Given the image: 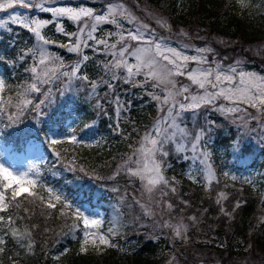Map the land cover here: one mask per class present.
<instances>
[{
    "label": "snow or ice",
    "instance_id": "6c2138e0",
    "mask_svg": "<svg viewBox=\"0 0 264 264\" xmlns=\"http://www.w3.org/2000/svg\"><path fill=\"white\" fill-rule=\"evenodd\" d=\"M236 3L241 9L250 6L249 0H236ZM16 7L39 9L41 12L51 13L53 18L66 17L77 22L78 31L76 33H67L60 24L56 26L57 32L69 37L68 43L58 46L65 48L69 53H75L77 60L66 64L59 54L50 51L49 46L55 41L47 38L42 31L46 25L51 23L50 20L18 13L15 11ZM7 10L12 11L6 19L0 18V29L6 28L9 22L20 25L32 34L35 44L32 47H26V50H19L11 60L0 56V64L15 66L17 61L27 63L26 57L29 55L32 61L24 68L27 79L16 86L17 91L14 96H5V93L11 89L6 79L0 76V114L8 112V119L13 123L19 122V118L29 110L35 113L36 117H41L45 115L44 107L53 103L51 97L55 82L61 83L62 87L57 91L63 95L66 88L71 87L73 80H79L86 83L90 97L97 96L99 86H105L107 89L105 97H112L108 103L115 106V111L119 115L121 111H127L131 101H124L116 94L118 81H123L133 87L144 89L151 87L153 91L146 92V94L156 102L159 115L152 122L151 127L140 136L137 146L130 145L131 153L127 154L126 158H122L121 163L117 164L116 170L107 179L115 180L118 176L124 175L128 177L129 183L139 180L142 194L146 195L149 200V203L136 201L143 209L144 215H157L152 207L154 204L160 210L159 214L162 219L165 214L169 217L163 219L162 223L156 222V226L169 229L172 238L187 242L189 227L199 223V220L195 215L188 216L187 221L191 222L189 224L185 222L184 216L173 217L171 215L176 208L171 196H178L177 184L179 182L175 177L168 178L165 175L166 169L170 167L167 160L171 152L180 155L190 150L193 158L203 166L199 171L208 181L203 185L208 189L214 177L208 145L212 142L211 132L215 121L205 117L204 125L197 127L194 124L190 129L184 123L186 115L190 113L194 121H198L201 110L208 107L226 117L243 113V115H236L232 121L233 123L240 122L237 125L238 132L242 129L243 133L233 140L231 144L233 150L236 152L250 150L253 133L257 134L260 142L264 144V75L243 70L241 61H234L233 64L227 66L219 61L210 62L206 54L213 52V49L208 46L195 48L197 54L191 56L178 48L169 46L165 38L154 35V30L148 24L140 23L124 3L109 2L105 5V10L98 13L90 7H45L43 3H34V0H0V12ZM119 18L129 23H136L138 26L134 30L124 29ZM103 23L115 25L118 31L109 32L105 37L96 39L93 34ZM157 23L171 30L163 19L157 20ZM180 34L187 35L183 29ZM85 36L87 39L84 38ZM110 37H115L114 42L110 41ZM89 40L94 41L95 46H102L95 47V51L105 52L111 56L110 60L102 64L104 75L98 80H90L89 76L82 71L90 59L83 49L94 47L93 44L88 43ZM130 42H135V44ZM128 57L134 58L135 62H129ZM191 63H195L196 67H190ZM105 76L108 78L105 79ZM138 76H143V80H137ZM177 77H186L190 83L182 84L176 79ZM32 94H39L35 102L31 98ZM220 100L225 103H218ZM13 108L15 111H8ZM93 108L98 110V114L107 115L101 98L97 97ZM249 109L255 110V115ZM249 121H255L257 126L250 127ZM91 127L92 124H84L86 129ZM118 128L117 124L116 130ZM63 139L72 144L84 143L75 134H69ZM58 143L60 140L50 139V147ZM53 154L57 157L58 163L62 161L63 158L58 152ZM183 158L187 160L189 157L184 155ZM65 170L76 172L77 166L74 162L66 163ZM79 171L86 176L90 175L84 167H80ZM53 175L57 173L54 172ZM187 175L194 183L201 182L199 172L190 171ZM224 175L228 176V173ZM92 178L103 179L96 175ZM232 179L237 178L233 176ZM244 183L253 184V181L245 179ZM227 187L225 185V188ZM111 190L118 192L119 188L113 187ZM228 196L226 191L218 192L215 203L220 206V213L231 220L234 218L233 213L246 201L237 199L232 210L228 211L224 206V201L228 199ZM120 199L122 201L124 198ZM25 203L32 205L33 209L24 207ZM180 203L189 206L187 200H181ZM37 204L41 206V215H45L46 210L55 209L59 205L60 214L57 218H64L65 221L70 219L71 223L66 222L63 225L67 231L56 232L55 235L75 237V233L79 231L82 234L78 238L80 253H86L89 247L97 251L117 247L113 242L118 234L117 227L113 225L106 232H102L100 229L103 220L98 215L86 214L61 190L45 184L36 164H30L26 170L18 171L0 163V254L6 251L9 237L21 249L25 251L32 249L35 244L32 238L33 230L39 225H26L21 229L17 227L16 222L17 220H31L35 215L34 207ZM183 211L184 209L181 208L180 212ZM204 211L207 212V209ZM50 215V212L45 215V220ZM260 221L264 223V216L260 217ZM51 231L53 230L47 226L43 229L44 233ZM248 247H251V244ZM67 251L68 249H65L60 255H64ZM53 259L58 260L59 256H54ZM172 259L175 260V256ZM0 264L3 262L0 261ZM13 264L16 262L13 261ZM169 264L172 262L170 261Z\"/></svg>",
    "mask_w": 264,
    "mask_h": 264
},
{
    "label": "trees",
    "instance_id": "16d2710c",
    "mask_svg": "<svg viewBox=\"0 0 264 264\" xmlns=\"http://www.w3.org/2000/svg\"><path fill=\"white\" fill-rule=\"evenodd\" d=\"M151 3L164 13L167 21L171 24L172 34L183 37L178 31L180 27L185 29L199 30L203 36L210 37L211 34L231 39L239 40L244 43L259 42L264 39V0H249V7L241 9L236 0H141ZM37 16L46 14L37 11ZM40 13V14H39ZM65 21V20H64ZM109 23H105L104 29ZM9 27L0 29V56H5L9 60L18 54V51L25 49L32 44L31 33L14 24H8ZM19 26V25H18ZM63 29L70 33L73 28L68 21L63 23ZM160 31L171 33L166 27H160ZM102 32V30H100ZM44 34L47 38L57 43H65L68 36L57 32L52 25L44 28ZM187 34H193L187 30ZM52 49L63 59H74V53H69L63 48L52 45ZM89 57L86 67L82 69L89 76L90 80H98L104 75L102 64L104 60L101 54L93 48H84L83 50ZM27 63L16 62L15 66L11 64H0V72L6 79L11 91L6 92L5 96L15 95L16 86L27 79L24 68L31 63L30 55L26 57ZM255 69L264 73V65L258 66L251 62ZM108 77L105 76V79ZM58 82L53 86V94L57 98L47 110H43L45 115L41 116L38 121V140H40L45 151V160L41 163L42 180L48 183L62 187L67 192L79 195V199L89 203V205L97 204L105 209L104 219L107 222L112 212L105 203L111 202V199L118 192H133L135 190L134 183L128 182L127 176H118L115 180H109L116 170L117 164L121 163L122 158H126L130 154L133 146L137 145V141L141 135V131L152 122L158 110L153 100L139 87H133L125 84L123 81L117 82L116 94L122 100L131 101L127 111H121L119 115L113 112L111 104L108 103L112 97H105L106 87L101 85L100 90L101 102L107 115L98 114V110L93 108L94 102L88 96V87L86 83L78 86V89H70L63 95L55 93ZM47 87V86H46ZM75 109V110H74ZM54 113V115H53ZM213 113V112H212ZM52 117V118H50ZM73 118L74 128L79 135L83 136V144H72L69 141L59 138L60 143L50 147V137L47 133L48 129H53L57 133L66 130V119ZM216 116L214 118H218ZM220 118H218L219 120ZM92 124L90 129L84 128V124ZM117 124L119 125L116 130ZM192 124V123H191ZM190 125V124H189ZM197 126V125H196ZM2 136L6 139H14L11 128H4L2 124ZM216 129V128H215ZM67 131V130H66ZM77 137V138H78ZM87 139L94 138V141L88 142ZM236 136L231 132H223L220 128L214 131L212 142L209 144V150L215 163L219 164L218 168L223 165L247 167L255 171L256 185L234 181V184L223 183L227 185L226 192L229 194L228 199L224 201V206L228 211L232 210L235 203L234 195L239 194L240 199L246 201L240 208L233 213V219L220 213V206L217 205L213 198V192L216 188L209 191L205 189L203 184L194 183L188 179L183 171L188 164L184 159L177 156H171L168 160L170 167L166 169V173L171 174L179 182L178 199H174L173 203L176 207H185L184 212L194 210L202 212L200 221V229L196 232L200 237H205L204 243L209 244L210 253L215 258L222 261L223 264H245L247 261L251 264L264 263V223L260 221V217L264 216V200L259 198L260 191L264 188V147L262 150H242L236 152L232 149L231 144ZM22 144H16V148L21 149ZM223 147L224 151L218 153L217 148ZM58 152L63 158L61 162H57V157L53 154ZM177 157V158H176ZM75 163L76 172L65 170V164ZM80 167H84L90 175L86 176L79 171ZM57 173L53 179H48V172ZM100 176L103 179L96 180L92 176ZM56 178V179H55ZM118 187V192L111 189ZM105 194L108 196L105 197ZM104 196V197H103ZM186 199L189 206L180 203ZM24 207L33 209L32 205L25 203ZM59 206V205H58ZM58 208V207H57ZM52 210H46L45 215L50 212V217L45 220V215H41V206L37 204L34 207L35 215L31 220L19 221L16 225L23 229L26 225L38 224L39 227L33 230V239L35 244L30 251H25L12 240L7 238L6 251L0 254L5 264H153L155 258L161 253L159 238H153L148 229V235L142 229H135L132 232H118L116 240L117 247H108L104 255L100 258H94L92 255L80 253V245L78 238L80 232L73 235L59 236L56 232L67 231L63 225L71 223L68 219L57 218L60 214V207ZM118 211H114L119 219L123 221L126 211L119 206ZM207 209V212L204 210ZM23 215L22 209L19 210ZM67 211V210H66ZM7 215V214H5ZM132 224L126 222L121 225V229H125ZM106 225V224H104ZM47 226L53 231L44 233L43 229ZM142 226V225H138ZM137 226V227H138ZM82 227V225H81ZM251 233V235H249ZM118 236V237H117ZM190 237L191 234L188 233ZM207 239V240H206ZM47 241V243L45 242ZM251 244V247H248ZM220 245H224L221 247ZM68 251L64 255L60 253ZM54 256H59L58 260H54ZM13 261L11 262V259ZM10 259V260H9ZM153 260V261H151ZM11 262V263H10ZM247 262V264L249 263Z\"/></svg>",
    "mask_w": 264,
    "mask_h": 264
},
{
    "label": "rangeland",
    "instance_id": "374dc122",
    "mask_svg": "<svg viewBox=\"0 0 264 264\" xmlns=\"http://www.w3.org/2000/svg\"><path fill=\"white\" fill-rule=\"evenodd\" d=\"M36 2L43 3L45 7H56V6H66V7H74V8L90 7V8H93L94 10H97L98 13H102L105 10V5L109 2L116 3V4L124 3L132 11V13L138 18V21L140 23L148 24L149 27L154 30L155 36L165 38L166 43L169 46L178 48L182 50L183 52H185L187 55H190V56L196 55L197 53L195 52V48H203L205 46H208L213 49V52L206 54L210 62L219 61L224 66H227V65L233 64L234 61H241V68L243 70L249 71V72H255V73H259V72L255 69V67L252 64H250L251 62L256 63L258 66L264 65V39L259 42L244 43L239 40L237 41L231 40V39L223 38V37H220L214 34H211L210 37H206V36L204 37L201 31L196 30V29H193V31H191L190 29H187V28L185 29L184 27H180L176 31L181 33V29H183L184 32L187 33V30H188L193 34V36L191 34H187L186 36L184 35L183 37H178L177 34L175 35L172 34L173 28L171 27V24H169V22L166 19L167 15L162 13L157 6L151 3H146L145 1H141V0H34V3ZM36 10L40 11L39 9H24L21 7L15 8V11L18 13L26 14L30 17H37L40 19L50 20L51 23H49L45 27L52 25L53 28L56 29L57 24H60L62 27L63 23L65 21H68L71 27L73 28V30H71L70 33H76L78 31L77 22H74L66 17L53 18L51 13H46V12H44L46 14H43L42 16H37L35 15V14H38ZM11 11L12 10L0 12V18L6 19L7 15L10 14ZM119 19H120V22L123 24L124 29L134 30V28L138 26L136 23H129L127 20L123 18H119ZM159 19H163L164 21L167 22V24L170 26L171 33L163 32L159 30V28L161 27V25L157 23V20ZM104 24L105 23L100 24L98 26L97 32L93 34L96 37V39H101L105 37L107 33L109 32L116 33L118 31L116 26L110 23L104 29V27H102ZM16 26L18 27V29L14 28V30H21V28H23L20 25L19 26L16 25ZM7 27H9V25H7ZM100 30H102V32ZM42 31H44V29ZM84 38L87 39L86 36ZM109 39L110 41L114 42L115 37H110ZM32 41H33L32 44H30L28 47L34 46L35 40L33 39V37H32ZM66 43H68V41L62 44H66ZM88 43L94 45L93 49L95 47H102V46H95L94 41L92 40H89ZM130 43L135 44V42H130ZM54 44L58 46L60 43H57L55 41ZM185 45H187V47H185ZM49 48H50V51L57 53V50L52 49V45H50ZM63 49L66 50L65 48ZM100 53H102L101 58L104 60V62L111 59V56L108 53H105V52H100ZM74 56H75L74 59H64L65 63L69 64V63L76 61L77 55L75 53H74ZM128 60L129 62H132V63L135 62L134 58L132 57H128ZM190 67H196L195 63H191ZM120 74L121 75L123 74L122 71ZM259 74L264 75L261 72ZM0 76H2L1 72H0ZM136 79L143 80V76H138ZM176 79L182 84L190 83V81L187 80L186 77H177ZM84 83L85 82H82L79 80H73L71 82V87L66 88L64 92H67L70 89H73V90L78 89V86H82ZM59 85L62 87L60 82H58L57 86L59 87ZM140 89L142 90V92L143 91H146V92L153 91L151 87H148L147 89H144V88H140ZM87 91L89 92V89H87ZM55 93L59 94V91L56 90ZM103 94L104 93L103 91L100 90V86H99L97 88V96L91 97L94 104H95L97 97L100 98V96L101 95L103 96ZM8 96H14V95L12 94ZM38 96L39 94H32L31 98L35 102ZM57 98L58 97H56L55 95H52L51 97L53 102L56 101ZM153 102L157 109L156 102L155 101ZM218 103H225V102L223 100H220L218 101ZM51 106L53 105L52 104L46 105L44 109L47 110ZM111 106H112L113 112L116 114L115 106L114 105H111ZM8 111H15V109L14 108L9 109ZM249 111L252 112L253 115H255V110L249 109ZM158 115H159V112H157V114L154 116V119L152 120V122L158 117ZM236 115H243V113L233 114V115L226 117L220 112L214 111L211 107H208L207 109L201 110V112L198 115V121H194L192 115L189 113L186 115L184 123L190 129L194 126V124L197 125V127H199L200 125L205 124V117H207V119L215 121V125L212 128L211 135L214 134V131L216 129L220 128L223 132H231V134L236 136L237 138L238 135H242L243 133H242V129L240 130V132H238L237 125L240 122L239 121H236V123L232 122L235 119ZM216 116H219L218 118L220 119L218 120V118H214ZM39 119L40 117H36L35 113L31 112L30 110L26 111L25 114L19 118V122L17 123H13L12 121L8 119V112L0 114V125L2 124V127L4 128L5 127L8 129L11 128L12 135L14 138V139L8 138L10 140L8 141L7 139H3V137L0 135V163L4 164L6 167H9L11 169H15L18 171H24L27 169V167L30 164H36L41 174L42 172L41 163L46 158H45L44 148L42 147L40 140L37 139ZM152 122L148 124L141 131V135L145 132L147 128L151 127ZM65 124L67 125V131H65L64 134H59V133L57 134V132L54 131L53 129H48L47 133H49V137L56 138L58 140L59 138L65 137L69 134H75L78 137L77 130L74 128V125H73V118L69 117V119H66ZM249 126L252 128H255L257 125L255 121H249ZM70 129L72 130L71 132L69 131ZM82 137L83 136L79 135L78 139H83ZM86 140L88 142H91V141H94L95 139L86 138ZM22 143H23V147L21 149L16 148V144H22ZM263 147H264V144L260 142V140L258 139V135L253 133L252 134V145L250 149L260 151L262 150L261 148ZM208 150H209V145H208ZM217 151L218 153H221L224 151V148L223 147L217 148ZM184 155H187L189 158L185 160L183 158ZM171 156H174V157L179 156L180 158L184 159L185 162L188 164L186 167H184L185 170L183 171V174H185L187 178H188L187 173H189L190 171L199 172V178L201 180L200 183L204 185L205 183L208 182L204 178L203 173L199 171L203 166L199 163L197 159L193 158V153L190 150L180 155L176 154L175 152H171L170 157ZM210 162L213 166L214 177L212 178L210 187L206 191H209L211 188H216L215 191L213 192L214 201L216 199V195L218 192L222 190L227 191L223 183L234 184L235 180H237L239 183H243L245 179H250L251 181H253L254 186L256 185V179H255L256 172L253 171L251 168H247V167L240 168L234 165L232 166L223 165L221 166V168H218L219 164L213 161L212 153H211ZM225 173H228V176H225L224 175ZM48 175H49L48 179L50 178L53 179L55 177V175H53V173H51L50 171L48 172ZM165 175L168 178L174 177L169 173L167 174L166 172H165ZM233 176H235L237 179L233 180L232 179ZM43 182L51 187L61 190L63 193L65 192L59 186H54V185L52 186L48 183V181L43 180ZM132 182L134 183V187H135V190L133 192H129V191L118 192L111 199V202L105 203L108 206V208L112 211L109 215L110 217H108L109 219H107L108 223H105V220H103L106 210L103 209L101 206L97 204L89 205L87 202L82 201L79 198H75V199L72 198L71 200L75 201V203L78 204L81 207V210L85 211L86 214L93 215V216L98 215L103 220V224L100 229L102 232H106L107 229L110 227H113V225H115L120 232L122 231L124 233H127V232L130 233L132 231H135V229H142L144 230L146 234L148 232V229H150V234L152 235L153 238L160 237L161 239L159 243V246L161 245L159 249L161 253H159V256L155 258L156 262H153V264H169L170 261L172 262V264H223L220 259L215 258L212 255V253L209 252L211 249V247H209V244H212V243L210 242L204 243L203 240L205 239V237L204 236L200 237L199 235L196 234V232H198V230L201 228L200 221L203 217L201 211L195 212L194 210L191 209L186 212L184 211L180 212L181 208L185 209V207L183 206L176 207L173 210L171 215L173 217L184 216L186 223L191 224L190 221H187V217L192 216V215L197 216L199 220V223L189 227L188 233H190L191 236L189 237L187 242H184L180 239H174L172 238L171 232L169 229H162L156 226V222L162 223L163 219L169 218L167 214H165L162 219L159 214L160 210L156 208L155 205L153 204L152 207L156 211L157 215L156 216L144 215L143 209L140 207V204L136 203V201L140 200L142 203H149L148 197L142 194L139 180H133ZM253 184H251L252 187H254ZM177 188H178V185H177ZM107 196L108 195L105 194V197ZM121 197L124 198L122 201L120 199ZM233 197H234V201H236L237 199H240L239 194H236ZM259 198L264 200V188L260 191ZM174 199H178V196H171L172 202ZM183 200H186V199H183ZM119 206H122L123 209H125L126 211L125 218L122 217L123 221H121V219H119L120 217L116 215L115 213L116 211L119 210L118 209ZM57 207L59 208V206ZM58 208H57V211H59ZM125 221L131 222L132 224H130V226H128L125 229H121V225L125 224ZM119 224L121 225L119 226ZM138 225H142V226H138ZM106 249L107 248H103L102 251H97L96 249L89 247L88 251L84 254L92 255L94 258H100L102 255L107 253ZM173 256H175L176 258L175 260L172 259ZM0 261H2L3 264H5L2 258H0ZM12 261L13 259H11V262ZM247 262L245 264H247ZM226 264L228 263L226 262ZM248 264H251V262H249ZM258 264H264V263L260 262Z\"/></svg>",
    "mask_w": 264,
    "mask_h": 264
}]
</instances>
